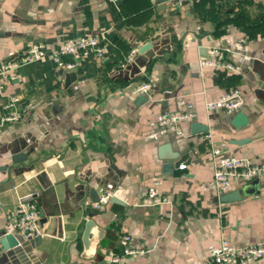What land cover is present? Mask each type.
Returning <instances> with one entry per match:
<instances>
[{
  "label": "crops",
  "instance_id": "0c3cea01",
  "mask_svg": "<svg viewBox=\"0 0 264 264\" xmlns=\"http://www.w3.org/2000/svg\"><path fill=\"white\" fill-rule=\"evenodd\" d=\"M86 34L101 36L103 58L29 63L5 83L31 107L0 130V230L27 197L45 221L28 259L12 249L0 264H107L125 233L152 248L125 264H194L221 237L263 242L264 176L258 192L231 201L201 184L213 176L212 148L264 163V0H194L178 9L165 0H0V62L33 42L56 47ZM242 40L246 52L236 46ZM211 47L238 70L201 66ZM144 81L151 87L134 93ZM231 88L243 96L240 112L206 109ZM4 102L0 94V113ZM165 110L195 116L181 122L182 134H155ZM155 178L170 202L142 205Z\"/></svg>",
  "mask_w": 264,
  "mask_h": 264
},
{
  "label": "built area",
  "instance_id": "2783aa9c",
  "mask_svg": "<svg viewBox=\"0 0 264 264\" xmlns=\"http://www.w3.org/2000/svg\"><path fill=\"white\" fill-rule=\"evenodd\" d=\"M115 3L117 0H110ZM194 0H166V3L174 9H178L187 2ZM236 46L243 51L248 47L244 40L237 42ZM137 49L134 48L129 56V61L133 59ZM107 52V47L103 43L99 34H86L67 39L56 47H50L44 42H33L18 56L8 58L0 62V94L5 97L3 108L5 113H0V130L7 123H13L21 120L28 112L31 105L21 103L20 96L15 93L5 92V83L19 78L21 67L40 61L53 60L62 62L66 55H72L76 60L89 54L103 58ZM201 66L211 65L218 68H227L229 70H238L239 67L227 60L226 55L219 47H211L206 58L201 61ZM76 64L69 63L68 68H73ZM151 83L144 81L138 85L134 93L145 91L151 87ZM244 105L243 96L238 88H231L214 100L205 101V107L210 110H224L227 113L240 112ZM195 114L179 111H161L157 116V128L153 132L161 134L166 132H175L182 134L181 122L190 119ZM211 159L213 161L212 179L202 182L204 188L214 190L218 198L230 189L239 188L244 184L264 176V163H256L249 158L235 155L223 154L218 147L211 149ZM161 179L155 178L153 183L145 189L141 204L146 206H161L170 202L169 198L159 189ZM109 194L102 196L94 202L97 207L101 202H106ZM20 234L25 239L42 236L44 234L42 227V218L37 204L29 197L21 199L15 211L9 215L5 226L0 230V240L6 234ZM2 244L0 241V253ZM152 248L136 245L131 234L125 233L120 236V248L109 251L107 264H125V260L133 256L148 255ZM264 259V241L256 244L237 246L221 237L219 243L212 246L208 254L195 261L194 264H250Z\"/></svg>",
  "mask_w": 264,
  "mask_h": 264
},
{
  "label": "water",
  "instance_id": "95a60500",
  "mask_svg": "<svg viewBox=\"0 0 264 264\" xmlns=\"http://www.w3.org/2000/svg\"><path fill=\"white\" fill-rule=\"evenodd\" d=\"M166 1V0H165ZM151 44H146L144 45L141 49L140 52L143 53L145 52V50H147L150 47ZM239 117L242 118L243 115L242 113L239 114ZM21 157V155L17 156V158ZM259 178H255L254 180L244 184L241 188L239 189H235L232 190L230 192L224 193L221 195L220 200L222 201H231V200H237L241 197L242 194H249V192H258V188H259ZM252 189V191H251ZM255 190V191H254ZM98 201L99 198L96 197ZM41 218L42 221H45L44 218V214L41 213ZM93 225V221L89 220L86 226V230L84 233V241L87 242L88 238H89V234H90V228ZM32 239V238H30ZM30 239H25L23 238L20 234H6L5 236L1 237V244H2V251L0 253V258L4 259L5 257V252L10 253L12 249H14V251H17V253L20 256H23L25 258L28 259V254L29 253V249H28V244H29V240ZM33 240V239H32ZM31 240V242H32ZM41 240V236H38L37 241ZM35 242V239H34Z\"/></svg>",
  "mask_w": 264,
  "mask_h": 264
}]
</instances>
